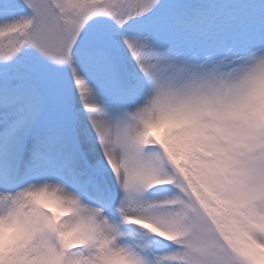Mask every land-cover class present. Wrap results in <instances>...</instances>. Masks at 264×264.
<instances>
[{"label":"snow or ice","instance_id":"6c2138e0","mask_svg":"<svg viewBox=\"0 0 264 264\" xmlns=\"http://www.w3.org/2000/svg\"><path fill=\"white\" fill-rule=\"evenodd\" d=\"M0 264H264V0H0Z\"/></svg>","mask_w":264,"mask_h":264},{"label":"rangeland","instance_id":"374dc122","mask_svg":"<svg viewBox=\"0 0 264 264\" xmlns=\"http://www.w3.org/2000/svg\"><path fill=\"white\" fill-rule=\"evenodd\" d=\"M154 135H157V133H153Z\"/></svg>","mask_w":264,"mask_h":264}]
</instances>
